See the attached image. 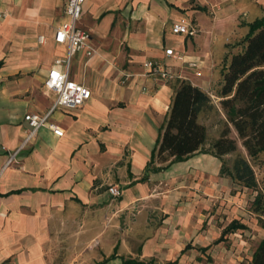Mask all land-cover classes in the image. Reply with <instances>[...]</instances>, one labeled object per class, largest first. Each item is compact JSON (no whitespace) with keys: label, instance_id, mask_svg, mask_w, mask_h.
Here are the masks:
<instances>
[{"label":"crops","instance_id":"1","mask_svg":"<svg viewBox=\"0 0 264 264\" xmlns=\"http://www.w3.org/2000/svg\"><path fill=\"white\" fill-rule=\"evenodd\" d=\"M66 1L0 0V264H234L229 257L219 263L212 243L245 223L232 219L205 243L201 227H189L186 208L195 203L185 204L231 202L236 182L220 173L221 160L195 153L159 162L153 152L177 81L205 91L221 112L222 73L248 32L238 15L254 0H86L78 26L88 31L95 54L74 53L69 77L91 97L51 113L48 123L62 136L44 126L27 139L23 116L50 109L54 94L44 80L67 56L66 45L54 41L68 20ZM181 18L195 35L172 33ZM166 48L183 60L167 57ZM149 60L169 67L174 78L148 75ZM113 185L118 196L108 190ZM151 208L160 210L162 223L133 227L126 241L117 221ZM232 221L241 227L227 230Z\"/></svg>","mask_w":264,"mask_h":264},{"label":"trees","instance_id":"2","mask_svg":"<svg viewBox=\"0 0 264 264\" xmlns=\"http://www.w3.org/2000/svg\"><path fill=\"white\" fill-rule=\"evenodd\" d=\"M243 40V50L231 56L222 73L219 106L225 119L219 136L208 141L207 127L199 121V116L216 110L210 96L189 81L179 80L153 156L159 162L173 163L195 153H209L221 160V174L255 190L257 182L248 159L237 153L228 165L225 157L237 150L230 125L248 156L264 151V15L248 24ZM259 203L260 198L255 197V211ZM259 222L264 229V218L259 217ZM239 227L237 221H232L227 230ZM249 264H264V235Z\"/></svg>","mask_w":264,"mask_h":264},{"label":"rangeland","instance_id":"3","mask_svg":"<svg viewBox=\"0 0 264 264\" xmlns=\"http://www.w3.org/2000/svg\"><path fill=\"white\" fill-rule=\"evenodd\" d=\"M263 15L264 0H254L253 5L249 6L248 10H245L238 15V19L243 25H246ZM243 39L244 36L238 38L235 42V45L238 46L237 52L242 51L244 48L245 42ZM55 115L56 113L52 114L50 118L53 119ZM224 118L225 114L223 110H221V112L213 111L209 113L208 116H203L201 118L200 121L207 127L208 141L219 136L220 131L224 127ZM230 136L236 140L237 150L236 152L227 155L225 159L228 161V165L237 153L248 159L257 182L255 190L244 187L236 182L233 186L234 188L231 190V197H228L231 198V202L221 204L219 202L215 203L211 200L202 201L201 198H198L194 202L192 200H189V202L185 201V204L195 203V208H193V206L186 208L187 212L193 215L189 227H201L200 233L204 235L203 240L205 243H212L217 239L223 226H225L230 220L238 219L245 223L246 229L226 234L220 242L212 244L216 248L215 254L217 255L216 258L219 263L229 257L231 263L248 264L253 250L264 235V229L259 222V217L264 218V151L258 153L255 157H250L247 155L245 148L242 146L241 140L238 138L231 125ZM255 197L260 198L258 211L254 210ZM222 199L223 195H221L220 201H222ZM152 209L155 208H151V211L149 212L142 213L141 216L138 214V209H133L129 212L127 217H125V215L122 216V219L117 217L121 220L117 221V225L122 227L125 231V235H127L125 239L126 241L130 235H133V233H131L133 227L134 229L138 227L153 228L158 227V225L162 223V214H159L160 210L157 208L152 211ZM114 219L116 218L114 217ZM144 219L152 224L150 226H145L143 223ZM115 223L116 222L114 221L109 224ZM95 243H97V240L93 241L91 245H95ZM200 253H202L208 261H212V258H210L211 256H208L206 251H201Z\"/></svg>","mask_w":264,"mask_h":264},{"label":"built area","instance_id":"4","mask_svg":"<svg viewBox=\"0 0 264 264\" xmlns=\"http://www.w3.org/2000/svg\"><path fill=\"white\" fill-rule=\"evenodd\" d=\"M86 0H67L65 14L68 20L62 23L54 33V41L58 44L66 45L67 56L66 59H56L52 67L48 70L47 76L44 80V87L49 92L54 94V101L48 111L45 113H26L23 120L28 127L27 139L30 138L39 128L49 126L53 134L60 137L63 135V130L57 125L48 123L51 113L56 108L76 109L82 106L90 97L91 91L83 84L73 81L69 77L70 72V57L78 52L84 51L87 58L95 54V49L89 44L90 35L88 31L78 26V20L81 17L82 6ZM174 34H183L193 36L196 29L190 23L181 18L174 22L171 27ZM39 42H43V37H38ZM167 57L183 60V55L175 52L172 48H166L164 51ZM61 66V67H60ZM147 74L157 77L160 80L167 81L174 78V74L169 67L158 60L147 61ZM188 66L197 68L196 61H189ZM60 67V68H59ZM131 74H125L126 78ZM16 152L9 158V163L14 160ZM109 192L113 196L120 194L116 186H110ZM1 264H14L13 262H4Z\"/></svg>","mask_w":264,"mask_h":264}]
</instances>
